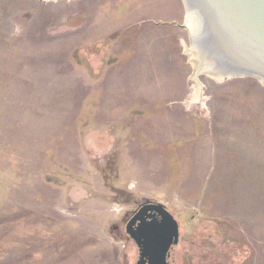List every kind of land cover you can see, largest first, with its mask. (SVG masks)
I'll use <instances>...</instances> for the list:
<instances>
[{
    "label": "rangeland",
    "instance_id": "obj_1",
    "mask_svg": "<svg viewBox=\"0 0 264 264\" xmlns=\"http://www.w3.org/2000/svg\"><path fill=\"white\" fill-rule=\"evenodd\" d=\"M185 18L0 0V264H134L146 200L179 223L170 264H264V86L197 69Z\"/></svg>",
    "mask_w": 264,
    "mask_h": 264
},
{
    "label": "water",
    "instance_id": "obj_2",
    "mask_svg": "<svg viewBox=\"0 0 264 264\" xmlns=\"http://www.w3.org/2000/svg\"><path fill=\"white\" fill-rule=\"evenodd\" d=\"M183 3L185 9L199 14L202 25L196 44L206 59L222 70V78L248 76L264 86V0H183ZM233 25L239 33L234 32L237 30L232 29ZM189 36L191 42L190 32ZM124 228L137 248L134 264H170V251L179 242V223L164 204L150 200L140 203Z\"/></svg>",
    "mask_w": 264,
    "mask_h": 264
},
{
    "label": "bare ground",
    "instance_id": "obj_3",
    "mask_svg": "<svg viewBox=\"0 0 264 264\" xmlns=\"http://www.w3.org/2000/svg\"><path fill=\"white\" fill-rule=\"evenodd\" d=\"M224 21L226 24V22H227L226 16L224 17ZM185 22H186V25H187L188 30L190 32V35L193 37L192 41H191L192 46L188 50L190 51L192 60L194 59L193 63L195 64V67L199 70L201 69L202 71L209 74L210 76H213L217 79H221L223 77L222 70L219 69L218 67H215V65L213 64L212 61L207 60L206 54L204 53V51L202 49H200L198 44H196V41L198 39V35L201 34V25H202L199 14H197L196 11L187 8L186 9ZM232 29H236L237 31H234V32L239 33L237 26L233 25ZM232 41H234V39ZM237 41H239V40H237ZM242 43H243V41L241 43H239L238 45H241ZM244 54L245 53H243L242 55H244ZM194 96L197 99L198 93L196 92Z\"/></svg>",
    "mask_w": 264,
    "mask_h": 264
},
{
    "label": "flooded vegetation",
    "instance_id": "obj_4",
    "mask_svg": "<svg viewBox=\"0 0 264 264\" xmlns=\"http://www.w3.org/2000/svg\"><path fill=\"white\" fill-rule=\"evenodd\" d=\"M139 206V205H138ZM138 206L137 208L129 215V217L126 219L125 223L127 222V220L133 215V213L138 209Z\"/></svg>",
    "mask_w": 264,
    "mask_h": 264
}]
</instances>
